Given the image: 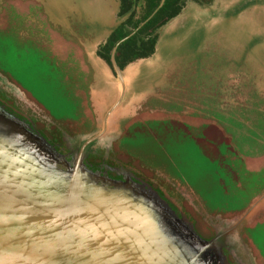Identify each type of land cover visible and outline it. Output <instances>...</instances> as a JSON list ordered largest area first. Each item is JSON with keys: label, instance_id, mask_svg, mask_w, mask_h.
<instances>
[{"label": "water", "instance_id": "obj_1", "mask_svg": "<svg viewBox=\"0 0 264 264\" xmlns=\"http://www.w3.org/2000/svg\"><path fill=\"white\" fill-rule=\"evenodd\" d=\"M12 1L35 2L45 12L65 5L66 10L85 13L83 27L107 35L114 29L89 22L87 12L94 13L99 0ZM217 1L214 9H186L161 29L150 57L123 70L114 61L115 73L96 53L106 37L87 42V62L95 72L89 92L95 126L90 132L65 134L64 152L34 131L35 125L0 107V264H259L244 230L264 218V193L231 218H212L214 234L206 239L181 205L179 212L172 208L167 194L161 196L143 180L133 181L132 175L114 180L107 175L110 167L95 172L88 162L91 157L102 162L114 157L115 144L128 125L145 113L194 115L190 107L181 114L167 111L165 105L180 104V97L194 106L205 103L223 109L236 106L252 90L264 93V73L253 52L249 62L240 49L231 52L225 73L214 71L220 60L208 56L203 78L194 68H204V62L193 60L194 54L186 66L180 65L178 35L191 36L218 17L230 22L242 15L259 17L255 32L264 50V0H236V9ZM114 163L121 162L115 158Z\"/></svg>", "mask_w": 264, "mask_h": 264}, {"label": "flooded vegetation", "instance_id": "obj_2", "mask_svg": "<svg viewBox=\"0 0 264 264\" xmlns=\"http://www.w3.org/2000/svg\"><path fill=\"white\" fill-rule=\"evenodd\" d=\"M110 1L102 0L98 3V8L94 10V13L87 12V16H89V22L96 20L106 25H114V29L98 45L96 53L115 73L114 61L118 68L123 70L132 61L150 57L154 53L161 29L186 9L193 5L212 6L217 0ZM2 2V4L0 3V32L13 33L16 36H13L15 41L11 49L12 52L24 53L26 58L32 59V63H42L40 58H43V61L60 63L61 65L56 64V67L63 73V76L65 75L66 79L75 81L76 90L80 94L79 98L85 106L84 113L79 115L76 120H94L91 107H86V105L90 106L89 92L94 85L95 72L87 62L84 45L87 42L94 43L100 38L98 34L103 33L104 30H94L92 26V29L88 26H81L85 21V17H82L85 13L81 10H67L65 18L60 20L50 12L42 11L41 5L33 2L12 0H2ZM238 2L239 0H237ZM224 3L228 5L225 1ZM237 3L234 2L231 5L234 6ZM257 4L258 2H253L254 13ZM236 12L239 13V11ZM55 37L75 49L77 57L75 58V53L72 51L67 52L63 61L56 54L54 55L52 41ZM12 60L14 66L15 61L13 58ZM19 89L24 92L16 82L10 80L0 71V107L31 127L35 125L34 131H38L52 144L59 145L58 150L64 152V135L79 134L75 131L77 129L75 123L52 118L50 114L39 108L29 96L27 98V96L21 95ZM252 93H246L249 98L243 96L242 101L236 106L219 108V110H216L217 106L205 103L201 106H194L193 102H184L186 99L181 97L178 98L180 104H167L165 108L168 112L180 114L184 112L185 107L194 109V115L183 116V118L195 120L194 122H198L196 125L199 124L200 127L210 126L211 122H215V125L220 123L225 131L226 139H229V144H222L219 147L221 155L228 159L232 167L238 169L239 175L242 170L251 172L248 169L251 163L254 165L264 161V93L259 95L254 90ZM157 104L161 106V103ZM158 116H179V114L165 113ZM120 141L116 143L118 151L116 150L114 157L111 156L106 162H102L99 157H91L88 161L90 168L95 172L104 173L106 172L104 166H108L112 171H108L107 175L117 181H123L125 174L132 175L133 181L143 180L158 190L161 196L167 194L170 198V205L177 212H179L177 205H181L189 216L196 215L199 218L204 217L209 222H215L212 218L219 214L210 212L206 203L198 199L192 191L186 190L180 181L174 180L168 167L152 163L151 166L156 168V170H152L146 165L148 162H136L130 155L131 151L120 145ZM122 154H129L127 155L129 156L128 161L125 162L121 158ZM115 158L121 163H114ZM250 169L256 168L251 167ZM261 170L254 171L255 173L264 172ZM116 172L121 176H117ZM194 219L196 220L195 217ZM259 222L264 224V218Z\"/></svg>", "mask_w": 264, "mask_h": 264}, {"label": "rangeland", "instance_id": "obj_3", "mask_svg": "<svg viewBox=\"0 0 264 264\" xmlns=\"http://www.w3.org/2000/svg\"><path fill=\"white\" fill-rule=\"evenodd\" d=\"M224 1L228 3L229 8L236 9V4L231 5L236 3V0ZM217 5L218 1H215L212 6L193 5L188 9L199 12V9H214ZM47 10L60 20L65 18L67 12L65 5L62 8L52 7ZM258 24H260V18L249 14L242 15L232 22L218 17L215 20L211 19L207 26L198 27L197 32L192 33L191 36L189 32L179 34L176 43L182 44L178 54L180 65L186 66L189 55L194 54L193 60L201 59L200 63L204 62V68L200 66L194 68L198 78H203L206 75L204 73L207 71L205 68L209 56L212 60L214 58L220 60L219 63H214V71L221 70L225 73L228 68L226 62L229 54L240 49L241 57L244 52L248 62L253 60L251 57L253 52L255 61L259 63V68L264 73V50L260 49L258 34L255 32ZM105 34L100 32L98 36L103 39L104 36L107 37ZM13 36H15L13 33L0 32V71L16 82L24 90L27 98L29 96L52 118L75 123L77 126L75 131L79 134L90 132L95 126V120H76L84 113L85 106L79 98L80 94L76 90L75 81L63 76L56 67L61 65L60 63L43 61V58H40L42 63H32V59L26 58L24 53L12 52L15 41ZM192 47L195 48L191 49ZM250 47H253L252 51ZM52 51L61 61L70 51L75 53V58L77 57L76 50L58 37L53 38ZM12 58L15 61L14 66ZM23 60L27 63L22 62ZM220 79L224 80L225 76L221 75ZM86 107L90 106L86 105ZM219 108L221 109L217 106L216 110ZM158 115L161 114L145 113L128 125L120 145L131 151L133 160L141 163L148 162L146 165L152 170H156L151 166L152 163L168 167L174 180L180 181L186 190L192 191L198 199L206 203L210 212H216L224 219L233 217L229 215L234 212L245 210L264 193V172L255 173L254 171L260 169L264 171V161L254 165L251 163L250 168L256 169L248 167L251 172L242 170V173L238 175V169L232 167L228 159L221 155L219 147L222 144H229V139H226L225 131L220 123L215 125V122H211L210 126L200 127L199 124L196 125L198 122H194L195 120L183 118L180 115L167 117ZM89 129L91 130L88 131ZM117 147L118 144H115L114 148L118 151ZM127 155L129 154L121 155L125 162L129 159ZM194 217L191 216L201 236L212 234L213 237L214 231L210 228L212 222L208 220L206 222L204 217L199 218L196 215ZM259 221L248 227L246 234L249 235L247 240L255 250L258 263L264 264V224L259 223L252 228Z\"/></svg>", "mask_w": 264, "mask_h": 264}, {"label": "trees", "instance_id": "obj_4", "mask_svg": "<svg viewBox=\"0 0 264 264\" xmlns=\"http://www.w3.org/2000/svg\"><path fill=\"white\" fill-rule=\"evenodd\" d=\"M154 51H155V50H154ZM132 62H135V61H132ZM132 62H131V63H132ZM144 116H145V115H144ZM90 130H91V129H89L88 131H90ZM241 212H242V211H237V212H234V213L230 214L229 216H235V215H237V214H239V213H241ZM229 216H228V217H229ZM259 223H260V222H257V223L255 224V226H256L257 224H259ZM255 226H254V227H255ZM254 227H252V228H254ZM247 229H248V228H246L245 231H244V237H245L246 239H248V236H249L248 234H246ZM204 237H206V238H211V237H212V234H211V236H210V235H208V236L205 235ZM254 253H255V250H254ZM255 255H256V253H255Z\"/></svg>", "mask_w": 264, "mask_h": 264}]
</instances>
